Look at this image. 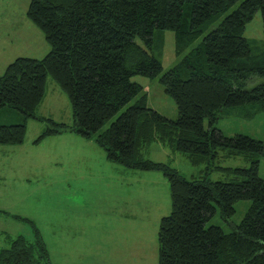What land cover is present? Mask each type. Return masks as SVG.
Returning a JSON list of instances; mask_svg holds the SVG:
<instances>
[{
  "label": "trees",
  "instance_id": "16d2710c",
  "mask_svg": "<svg viewBox=\"0 0 264 264\" xmlns=\"http://www.w3.org/2000/svg\"><path fill=\"white\" fill-rule=\"evenodd\" d=\"M258 9L264 23V0H31L27 16L51 50L41 59H16L0 76V108L20 114L19 122L0 125V144L24 143L27 121L37 117L50 75L71 101L74 124L49 119L38 142L71 130L95 138L109 161L160 171L169 180L172 211L160 223L159 264H264V179L259 173L264 142L241 133L227 136L216 126L226 108L251 104L264 110V56L253 54L244 36ZM157 30L173 31L175 52L184 54L166 71L153 54ZM134 75L160 77L176 102L178 118L150 107L144 94L102 130L141 92ZM254 76L262 80L248 88ZM154 142L206 168L189 180L167 163L145 158L144 150ZM221 151L224 157H243L249 166H221ZM214 170L227 180L212 181ZM240 200H250L251 206L232 231L206 226L217 210L214 203L228 219ZM0 264L52 262L36 229L34 241L19 236L1 250Z\"/></svg>",
  "mask_w": 264,
  "mask_h": 264
},
{
  "label": "rangeland",
  "instance_id": "374dc122",
  "mask_svg": "<svg viewBox=\"0 0 264 264\" xmlns=\"http://www.w3.org/2000/svg\"><path fill=\"white\" fill-rule=\"evenodd\" d=\"M31 0H0V76L20 57L44 58L51 50L44 33L27 16ZM237 2L214 20L204 34L184 54L197 46L203 36L239 6ZM244 36L251 41L252 53L264 56V23L258 9L247 23ZM136 41L145 46L140 38ZM153 54L164 71L183 58L175 52V34L157 30ZM248 88L261 82L254 76ZM132 81L142 90L119 111L102 130L146 95L148 105L171 119L178 118L175 100L160 82V77L134 75ZM13 108H0V125L19 122ZM27 121L23 144H0V251L11 247L19 236L32 242L36 229L42 235L52 264H159L160 223L172 211L170 183L160 171L129 169L107 159L95 138L87 139L74 131L51 135L37 141L50 127L49 119L74 124L68 95L52 77H47L45 97ZM209 121L205 119V127ZM216 126L227 136L246 134L264 142V110L256 105L226 108ZM221 157L225 167H247L243 157ZM147 159L164 162L191 180L206 165H194L186 155L154 142L144 150ZM264 179V154L260 160ZM212 181L227 180L214 170ZM206 226L233 230L251 206L250 200L235 204L236 212L223 219L220 209Z\"/></svg>",
  "mask_w": 264,
  "mask_h": 264
}]
</instances>
